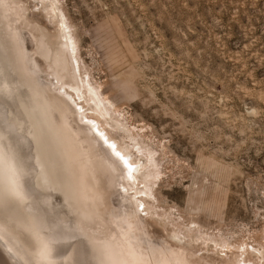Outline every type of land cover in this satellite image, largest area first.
<instances>
[{"label": "rangeland", "instance_id": "rangeland-1", "mask_svg": "<svg viewBox=\"0 0 264 264\" xmlns=\"http://www.w3.org/2000/svg\"><path fill=\"white\" fill-rule=\"evenodd\" d=\"M21 1L50 52L63 43L65 24L77 90L89 104L73 79L59 80L50 62L35 58L48 91L72 102L70 123L102 125L132 155L97 142L102 154L92 157L102 158L109 184L101 192L109 193L113 230L103 237L115 240L113 258L264 264V0ZM26 28L21 46L31 56L38 37ZM136 166L146 200L134 186ZM10 242L0 234V264H33Z\"/></svg>", "mask_w": 264, "mask_h": 264}, {"label": "bare ground", "instance_id": "bare-ground-1", "mask_svg": "<svg viewBox=\"0 0 264 264\" xmlns=\"http://www.w3.org/2000/svg\"><path fill=\"white\" fill-rule=\"evenodd\" d=\"M21 2L0 0V234L12 240L10 243L22 253L19 257L23 255L33 264H119L118 258L117 261L113 258L115 240L108 243L103 237H108L113 230L114 213L110 215L104 210L109 193L101 192L108 181L100 163L102 158L92 157L102 154L97 142L108 145L117 155H123V159H132V155L116 138L108 133L106 136L102 125L92 123L90 126V122L89 125L85 122L78 127L70 123L72 102L56 99L55 94L48 91L35 58L41 55L50 62L59 80L73 79L78 85L77 97L86 100V95L78 93L82 87L74 76L66 49L71 45L68 46L64 34L65 24L62 22L63 43L57 52H50L39 35L41 31L28 23ZM25 27L33 29L38 37L31 56L26 55L21 46V32ZM51 45L52 49L56 48ZM10 47L16 48L17 55L6 51ZM85 102L89 104L88 100ZM87 112L95 113L92 109ZM88 135L93 136L92 142ZM115 153L112 154L117 156ZM117 161L114 159V164L117 165ZM105 165L111 170L108 163ZM136 167H131L134 186L138 187L137 195L146 200L148 195L140 189L142 182L137 177L140 167ZM110 172L112 183L113 172L108 174ZM147 179L152 180L153 176ZM150 211L151 206L146 201L143 212ZM44 231L49 232L47 237ZM13 233L19 234L17 239L13 238ZM240 249L246 251L244 246ZM236 263L247 264L242 256Z\"/></svg>", "mask_w": 264, "mask_h": 264}]
</instances>
